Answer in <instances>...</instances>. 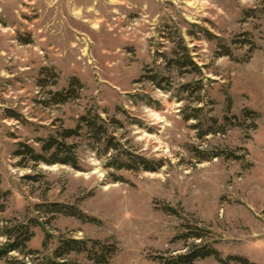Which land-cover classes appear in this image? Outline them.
Returning <instances> with one entry per match:
<instances>
[{"label":"rangeland","instance_id":"374dc122","mask_svg":"<svg viewBox=\"0 0 264 264\" xmlns=\"http://www.w3.org/2000/svg\"><path fill=\"white\" fill-rule=\"evenodd\" d=\"M78 124L77 168L14 155ZM30 219L31 250L48 234V253L65 236L114 244L107 264H163L196 227L226 264H264V0H0V224Z\"/></svg>","mask_w":264,"mask_h":264},{"label":"trees","instance_id":"16d2710c","mask_svg":"<svg viewBox=\"0 0 264 264\" xmlns=\"http://www.w3.org/2000/svg\"><path fill=\"white\" fill-rule=\"evenodd\" d=\"M175 59L172 62L177 70L181 73H188L191 69H196L194 63L191 61V57L188 55L187 51H181V54L174 51ZM186 68H190L186 69ZM184 70V71H182ZM155 77H152L154 79ZM54 102L63 103L70 98V93H60L53 95ZM250 115H255L252 112H248ZM87 132L89 140H93L97 143L103 140V135L105 133V128L102 125H96V119H91L90 117H82L80 119ZM81 126L78 124L75 129H63L58 137L61 140H57L55 137H49L43 141L42 153H34L33 149L26 144L19 143L18 150L15 151V156H22L23 158H28L31 161L38 163L42 162L46 165L61 164L68 165L73 168H77L75 155L73 150L75 146L67 145L65 143L66 139L78 136V132ZM107 148L115 149L116 145L112 141L107 140ZM50 154L48 157H44L45 153ZM44 153V154H43ZM219 154H214L210 157H218ZM210 157H204L202 160H207ZM227 158L237 159L233 154H229ZM140 165L146 171H154V167L148 165L145 160L140 159ZM117 168L131 169L132 165H127L120 163ZM53 206V207H52ZM52 210L55 212H62L63 207L57 204L52 205ZM164 210L177 214L174 209L163 206ZM65 213L71 216H76L79 219L87 220V216L75 210L73 207H65ZM94 221V219H90ZM43 222L35 219H30L27 222H5L0 224V238L4 241L0 243V264H85L79 262L76 258L71 259V256L78 257L84 256L86 261L92 262L94 264H107L109 260L116 253L117 249L114 244H109L107 242H102L99 240L90 239H73L66 238L65 236H58L57 245L51 252H46L47 241L50 235H46V239L43 244V250H31L27 247V243L33 236L32 227L43 226ZM180 238L185 240L192 239V243L187 245L185 252L177 255L170 256L164 259L163 264H193L196 260L204 259L207 257H214L218 262L226 264L227 261H223L217 251L212 248L211 243L201 244L203 233L199 229H188V231L180 236ZM196 241H199L196 243ZM228 260H232L238 264H252L246 259L241 257H231Z\"/></svg>","mask_w":264,"mask_h":264}]
</instances>
